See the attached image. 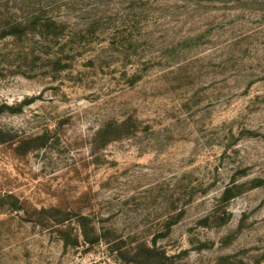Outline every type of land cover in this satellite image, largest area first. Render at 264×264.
<instances>
[{
    "label": "rangeland",
    "instance_id": "374dc122",
    "mask_svg": "<svg viewBox=\"0 0 264 264\" xmlns=\"http://www.w3.org/2000/svg\"><path fill=\"white\" fill-rule=\"evenodd\" d=\"M146 248L264 264V0H0V264Z\"/></svg>",
    "mask_w": 264,
    "mask_h": 264
},
{
    "label": "trees",
    "instance_id": "16d2710c",
    "mask_svg": "<svg viewBox=\"0 0 264 264\" xmlns=\"http://www.w3.org/2000/svg\"><path fill=\"white\" fill-rule=\"evenodd\" d=\"M32 25L33 26H36V23L33 22ZM15 26L19 27V29L22 28V25L21 24L15 25ZM41 27H42V25H41ZM237 190H238V186L236 184H232L230 187H227L224 190V193H223V200L225 202H229L232 199H234L235 197H237L239 195V192ZM85 239H86V241H89L90 240L88 237H85ZM143 254H145L147 256V261H146L147 264H149V262H151V261L154 260L153 257H155V256L156 257H159L160 256V254H158L157 251H155L154 249H150V248L143 249L142 250V253H140L139 256L141 257V256H143Z\"/></svg>",
    "mask_w": 264,
    "mask_h": 264
}]
</instances>
